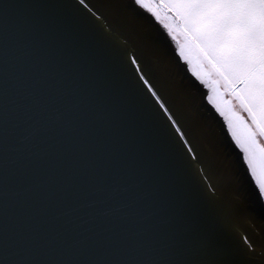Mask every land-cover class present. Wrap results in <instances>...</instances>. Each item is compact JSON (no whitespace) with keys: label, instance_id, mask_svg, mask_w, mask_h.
<instances>
[{"label":"snow or ice","instance_id":"6c2138e0","mask_svg":"<svg viewBox=\"0 0 264 264\" xmlns=\"http://www.w3.org/2000/svg\"><path fill=\"white\" fill-rule=\"evenodd\" d=\"M0 264H264V0H0Z\"/></svg>","mask_w":264,"mask_h":264},{"label":"water","instance_id":"95a60500","mask_svg":"<svg viewBox=\"0 0 264 264\" xmlns=\"http://www.w3.org/2000/svg\"><path fill=\"white\" fill-rule=\"evenodd\" d=\"M213 95H214V100H215V94H213ZM217 127H218V129L221 130V134L224 135L226 132V129L222 127V121H220L219 119H217ZM247 179L248 178L246 177V180Z\"/></svg>","mask_w":264,"mask_h":264}]
</instances>
